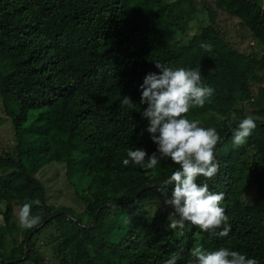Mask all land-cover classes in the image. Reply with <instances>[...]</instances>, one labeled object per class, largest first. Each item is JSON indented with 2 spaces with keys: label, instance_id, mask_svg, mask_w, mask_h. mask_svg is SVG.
<instances>
[{
  "label": "trees",
  "instance_id": "trees-1",
  "mask_svg": "<svg viewBox=\"0 0 264 264\" xmlns=\"http://www.w3.org/2000/svg\"><path fill=\"white\" fill-rule=\"evenodd\" d=\"M156 63L201 68L214 89L187 118L221 137L217 175L197 182L225 194L227 237L169 228L170 159L154 178L122 164L130 148L157 150L139 104ZM0 105L15 141L0 151V264H166L173 253L189 264L197 245L264 264V0H0ZM248 115L257 127L237 147L232 133ZM52 162L65 165L80 211L49 203L37 174ZM25 203L42 218L32 229L19 226Z\"/></svg>",
  "mask_w": 264,
  "mask_h": 264
},
{
  "label": "clouds",
  "instance_id": "clouds-1",
  "mask_svg": "<svg viewBox=\"0 0 264 264\" xmlns=\"http://www.w3.org/2000/svg\"><path fill=\"white\" fill-rule=\"evenodd\" d=\"M200 47L211 52L212 46L201 43ZM161 74L149 73L141 85L140 105H147L141 112L149 124L146 131L157 145L151 156L140 148L128 149L123 159L124 167L130 162L141 168L152 170L148 175L155 177L157 165L166 159L178 165L165 181V185H174L171 197L167 191L164 204L173 211L169 214V228L175 235L183 236L186 224L194 226L203 233L227 237L231 232L226 209L221 207L225 200L222 192L210 191L207 182L198 183V178L212 180L218 173L219 164L215 157V148L221 137L215 128L200 126L198 121L190 120L187 114L194 107L203 108L213 96L214 89L203 84L201 68H170L156 63ZM131 97L124 96L122 107L134 108ZM231 127V121L228 122ZM257 127L253 117L248 115L240 120L232 133V142L239 147L247 143ZM143 135V133H141ZM147 158V162L146 161ZM39 204V200L34 201ZM40 215H32V203H25L18 211L19 226L32 229L41 222ZM223 226V227H222ZM189 264H258L249 258L228 248L206 251L195 246L190 252ZM180 253H173L166 264H177Z\"/></svg>",
  "mask_w": 264,
  "mask_h": 264
},
{
  "label": "rangeland",
  "instance_id": "rangeland-1",
  "mask_svg": "<svg viewBox=\"0 0 264 264\" xmlns=\"http://www.w3.org/2000/svg\"><path fill=\"white\" fill-rule=\"evenodd\" d=\"M225 21V19H224ZM14 108V105L10 106V109ZM38 111H32L29 116V120L26 123L28 126L34 121L38 116ZM0 151L8 145L14 144V131L11 127L10 117L5 113L3 107L0 105ZM65 173V165L57 164L52 162L48 164L42 171H39L37 176L44 183L47 188V195L50 204H55L56 206H66L72 207L74 210L80 211L83 208V202L78 199L73 188L69 185ZM18 217V213H17ZM16 220V219H15ZM3 217L0 214V226H4ZM49 231H44L40 236L39 240L45 245V238L48 236ZM19 239L23 238L20 233ZM40 242V244H41ZM42 245V244H41ZM43 246V245H42ZM41 246V248H42ZM48 257L52 258L51 252L48 248L44 247ZM55 263V259L53 258Z\"/></svg>",
  "mask_w": 264,
  "mask_h": 264
}]
</instances>
